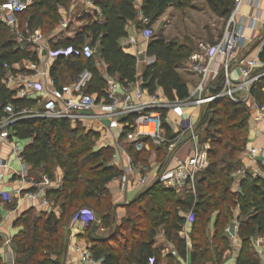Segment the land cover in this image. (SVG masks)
Returning <instances> with one entry per match:
<instances>
[{
	"label": "trees",
	"instance_id": "obj_1",
	"mask_svg": "<svg viewBox=\"0 0 264 264\" xmlns=\"http://www.w3.org/2000/svg\"><path fill=\"white\" fill-rule=\"evenodd\" d=\"M92 1L101 8L104 21L84 17L86 25L74 39H63L52 45L55 50L70 48L73 53L60 55L50 70V76L55 87L62 89L65 70L70 72V78L88 71L91 80L84 92L96 94L101 99L106 95L107 81L97 67L96 55L86 59L81 52L82 46L92 39L93 48H99L98 57L108 66V76H117L123 85L136 83L138 59L125 53L119 42L128 36L126 28L130 23H136L138 30L143 25L135 7L137 0ZM201 1L213 15L226 23L235 6L234 0H143L141 14L153 27L169 8L185 11ZM5 2L0 0V5ZM71 6V0H32L20 21L31 33L41 30L49 35L64 22L61 11L69 13ZM196 45L189 37L168 41L164 36L155 35L147 49V56L155 58V62L145 69L144 88L150 94H156L161 88L170 101L186 100L190 95L189 87L177 69L190 58ZM259 58L264 63V47ZM25 61L39 63L37 55L29 48L20 47L11 30L0 24L1 106L11 103L17 110H22L37 105L33 100L14 99V94L4 83L5 66L13 67ZM252 96L259 106H264V79L255 84ZM204 108L199 128L203 127L205 132L202 143L209 145V165L198 175L196 194L180 197L156 181L124 206L127 214L120 223L116 220V205L108 184L119 178L121 172L112 165L114 151L111 148L94 146L98 133L87 131L82 125L74 128L69 119L17 122L14 125L16 136L20 140H31L23 151L24 161L34 170H42L43 176L50 181H55L57 168L63 171L64 177L59 189L47 192L48 198L59 205V217L55 213H40L35 217L34 209H30L17 219L15 225L21 226L22 230L12 240L14 264H63L69 240L66 227L83 207L93 209L99 216L101 227L110 231L107 237H103L105 240L89 241L93 245L90 249L92 258L101 264H161L165 248L157 245L160 232L166 242L173 245L180 260L189 261V264H212L214 255L228 241L225 235L229 221L224 210L226 206L240 208L244 219L239 223L238 238L243 245L249 247L258 236L264 238V179L248 177L242 181L240 193L232 191L233 175L243 167L242 157L248 143L245 132L249 108L229 99L213 102ZM163 115L166 117L167 111ZM164 129L170 142L178 137L168 125L165 124ZM149 142L142 141L141 151L136 149L135 143L128 145V152L136 165L146 164L144 145ZM170 142L163 150L168 151ZM166 154L167 160L169 155ZM189 212L194 214L191 249L187 239L181 236L187 223L182 213ZM216 212L214 233L210 237V217ZM93 225L97 224L87 227V236ZM2 241L0 237V244ZM169 259L175 261L172 254ZM237 264L259 262L250 250L245 249Z\"/></svg>",
	"mask_w": 264,
	"mask_h": 264
},
{
	"label": "built area",
	"instance_id": "obj_2",
	"mask_svg": "<svg viewBox=\"0 0 264 264\" xmlns=\"http://www.w3.org/2000/svg\"><path fill=\"white\" fill-rule=\"evenodd\" d=\"M71 1L73 6L84 3L85 11L91 12L97 21L103 18L101 8L97 7L92 0ZM263 1L234 0V10L226 23L222 36L216 42L200 41L197 43L195 51L187 60V65L189 71L197 76L198 81L190 90V95L186 100H162L157 93L150 94L148 89L144 88V83L123 85L117 80H112L105 90L106 95L98 101L95 95H89L83 91L85 78L72 85L64 86L62 89L55 87L49 76L50 65L60 55L70 54L72 49L51 50L41 32L31 33L26 24H21L20 17L32 0H6L3 5H0V24L11 30L20 47L29 48L37 55L39 63H30L27 70L38 73L42 81H35L17 64L13 67L5 66L4 83L14 94V99L42 102V107L37 110L33 108L17 110L11 103L5 106L0 105V146L9 147L11 153L16 156L22 167L16 173V177L24 185L12 192L0 189V208L1 205L12 203L15 197H24L29 201L40 200L42 206H46L49 203L47 192L53 189L52 182L46 176H43L41 180L30 178L29 165L22 156L25 148L19 147V142L22 140L16 136L14 129L17 122L25 119H69L74 128L82 125L87 131L92 132H96L92 130L94 127L88 130L86 126L93 122L107 121L108 125H102V132L99 135V149L111 148L114 151L112 165L121 172L118 180L122 192L131 184L145 188L149 176V172L138 169L131 155L122 147V143L127 145L135 143L136 149L141 151L142 141L152 140L158 146L165 148L170 141L166 137L164 125H168L172 130L176 126L175 133L178 137L170 142L168 152L177 149L179 139L187 134L194 142L193 153L185 161H178L175 166L168 163L162 172L156 173L154 182L159 181L166 189L174 191L180 197L195 195L198 175L209 165V145L206 144L203 149L199 147L197 143L198 126L191 119H186L173 126L170 118L167 115L164 117L163 113L172 111L183 115L185 108L201 109L213 102L229 99L235 104H246L250 109L253 107L257 113V122L264 125V106H259L252 96L255 84L260 79H264V63L259 58L264 47V20L260 8ZM245 4L253 9V13L249 16H242L240 13ZM140 20L143 25L140 34L145 40L150 41L155 36L153 28L150 27V20L142 14ZM69 23V21H64L60 27L66 30ZM245 30L259 32L252 42L253 47L248 50L244 49L247 41ZM135 42L136 39L132 38L131 43ZM244 50L246 52L241 54ZM81 52L86 59L96 55L91 43L82 46ZM250 52L252 53L249 56ZM41 64L44 69L40 72ZM219 77H222L221 83L215 86V92H212ZM43 92H47V96L42 101ZM116 129H118L117 135L114 132ZM247 155L259 166L257 168L244 167L233 175L232 191L234 194L241 192V183L248 177L264 179V146L247 149ZM6 167V162L0 159V181L3 176L1 172ZM135 175L138 176L134 178ZM74 222H81L88 227L96 223L97 219L92 211L80 210L75 215ZM225 233L229 238H238V225L234 229L228 226ZM4 239L5 245L11 249L13 237ZM76 247V253L81 262L96 264L87 248V242H81ZM172 255L177 254L173 251Z\"/></svg>",
	"mask_w": 264,
	"mask_h": 264
},
{
	"label": "crops",
	"instance_id": "obj_3",
	"mask_svg": "<svg viewBox=\"0 0 264 264\" xmlns=\"http://www.w3.org/2000/svg\"><path fill=\"white\" fill-rule=\"evenodd\" d=\"M201 2H203V1H201ZM142 4H143V0H137L136 4H135V7H136L137 11L139 12V19L141 18ZM203 4H205V3L203 2ZM260 6H261L260 8L262 9V12H263L262 13V19L264 20V1L260 4ZM85 9H86L85 4L79 3L78 5H74V6L72 5L69 13H66L64 10L61 11L63 18H64V21H67L66 20V18L68 17L67 15L72 14L71 15L72 20L69 21L70 22L69 23L70 28L64 30L59 26L57 30L53 31L49 35L44 36L45 41L49 43L51 50H55L52 48V45H56L59 41H61L63 39H74L75 36L78 34V32L86 25V21L83 20L84 17H89V18L93 19L94 21H97L92 16L91 12H86ZM207 10L208 11H204V13L208 12L210 14V16H212V18L210 17V19L219 20L221 22H224V20L219 19L215 15H213L208 8H207ZM179 13L182 14L183 18L180 17L181 19L178 23L179 26H177L178 29H176V28L174 29L177 31V34L174 37H169V34L171 33L170 31L172 29V24L174 22H176V20L178 19ZM196 13H198V11L196 10V5H194V7L192 9H187L185 11H179V10H175L174 8H169L166 11V13L160 18V20L152 27L154 31L160 30V32L157 35L156 34L155 35L156 36H164L168 41H172L174 39L183 40V39L189 37L194 41L195 44H197L196 42H200V40H201L200 39L201 35L200 34H193V33H195L194 31L198 28H202L201 30H203L206 27L204 25L201 26L200 23L198 24V22L195 21L193 14L196 15ZM240 13L242 16H249L250 14L253 13V9L251 8L250 5L245 4L242 7ZM184 15H187V17L185 16V19H184ZM98 21L103 22L104 20L102 18ZM244 23H245V21H244ZM162 25H164V27ZM180 26H181V28H180ZM126 30H127L128 36L126 38L121 39L119 42L121 47L125 51V53L132 55V56L136 57L137 59L140 55H145V60L143 62L138 60V63H137V78H136L137 83L143 84L144 83L143 75H144L145 69L149 65H152L155 62V58H151V57L147 56V49H148V45H149L150 41L145 40L141 36L140 30L137 29L136 23H130L127 26ZM37 31H39L43 34V32L41 30H37ZM258 34H259L258 31L245 30V36L247 38L245 48L252 44V42L255 40V38L258 36ZM221 36H222V34L218 35V36L215 34V36H214L215 38H214L213 36H210L208 33V37L211 38L210 40H212V42H216ZM132 38L136 39V42L134 44L131 43ZM91 42H92V39H89L87 43H91ZM59 49H65V48H59ZM94 49L96 52L97 67H98L99 71L104 75V77L107 81V85L112 80L118 81L117 76H114V77L108 76V74H107L108 66H107L105 61H103L102 59H100L98 57V54H97L99 48L94 47ZM71 53H73V52H71ZM251 53L252 52H250V54H248V53L247 54L250 56ZM30 63H32V62L25 61V62L18 64V67L20 69H22L23 72H25L28 75H30L31 77H33V79L35 81H42V78L40 76H38L39 75L38 73L27 70ZM54 63L52 65H50V70L53 67ZM43 69H44V67L41 64L39 66V71L41 72ZM177 73L187 83V85L189 87V91L194 87V85L198 81L197 76L193 75L189 71L187 61L181 67H179L177 69ZM49 76H50V72H49ZM50 78H51V76H50ZM82 78H85V80H86V83H85V88H86V85L91 80V74L88 71H84L77 76L76 75L71 76V78H70V72L65 70L64 71V80L62 82V85L63 86L72 85ZM84 89H83V91H84ZM156 93L162 100H169L165 97L163 90L161 88H158ZM94 95L97 97L98 101H100L102 99V98L99 99L96 94H94ZM46 96H47V92H43L42 96H41L42 101L46 98ZM41 107H42V102L37 103V105L33 109L37 110ZM251 109H252L253 113L255 114V116H257V113L254 110V108L252 107ZM200 110L201 109H195V108L190 107V108L184 109L183 115H178L176 113H173L172 111H169V112H167V116L170 118L171 123H173V126L178 125L181 121H184L186 119H191L193 121V123L198 126V125H200L199 121L201 118ZM102 125H105V126L108 125L107 121H105L104 123L93 122L86 127L88 130L90 127H92V128L94 127L92 130H95L97 133L101 134L102 128H103ZM175 127L176 126H174V128H173L174 133L177 131V129ZM256 127L255 128L253 127V130L250 131V134L248 137V145H247L249 148L257 147V146H261V147L264 146V125L258 123L256 125ZM114 132H115V135H117L118 129L114 130ZM181 138L179 140L177 149L173 153L167 151L168 155L170 153H171V155L167 157L165 164H167L168 160H169L170 165L175 166L178 164V161H185L189 156L192 155L193 150H194V142L191 141L188 137L183 138V136H182ZM185 138H187V139H185ZM21 142L24 144L23 147L25 148L26 146H28L31 143V140H22ZM153 143H155V142H153ZM144 147L146 149V152L147 151L150 152L149 153V155H150L149 165L151 166V170H150V173L148 176L147 185L145 187V188H147L154 183L155 175H156V173H158V170H160V169H158L159 166L155 160L159 156V155H157L158 150H160L162 148L157 147L156 148L157 151L153 152L148 147V143L145 144ZM126 151L128 152V148ZM0 159L4 160L7 164V167L5 169H3V171L1 172L3 174V176H2L1 181H0V183H1L0 189L12 192V191H15V189H17V188L24 186L23 183L16 177V173L19 172L22 167H21L20 163L17 161L16 156L11 153L9 147L0 146ZM242 162H243L244 166H247L250 168L253 167L252 166V164H253L252 160L248 157V155L246 156V158L242 157ZM138 165H140V164H138ZM13 166H15V169ZM156 167H158V168L156 169ZM29 175H30V178L41 180L43 177V172H42V170H38V171L34 170L33 167L29 165ZM138 175H135L134 178L137 177ZM63 177H64L63 171L60 168H57L55 181H51L53 184V189H51V190L59 189L62 186ZM27 187H29V186L27 185ZM145 188L133 186L131 184L128 186V188L124 192H122L120 189V183H119L118 178L113 180L111 183L108 184V189L110 191V194L112 195V200H113L114 204L116 205L115 213H116V220L118 223H120V221H122L126 217L127 211H126V208L124 206L128 205L131 201H133ZM47 199H48L49 203L46 206L45 205L42 206L40 200L29 201V200L25 199L24 197H15V199L13 200L12 203L1 205V208H0V213H1L0 237L4 240V243H5L4 238H6V237H13L14 238L22 230V227L15 225V223L22 213H24L30 209H34L35 217L36 216L38 217L40 213H47V214L55 213L56 216H58V217L60 216L61 210L59 208V205H56L53 202V200L48 198V196H47ZM80 210H90L93 212L94 217H96L95 211L91 208L83 207V208L79 209V211ZM182 215L186 219L189 217L188 213H182ZM74 217L69 221L68 226L66 227V229H68V231H69V240H68V245H67L63 264H88V263L80 261L79 257L77 256V253H76V248H77L76 246L81 242H87V248L89 249V252H90V249L93 247V245L89 242V240L87 238V226L85 224H82L81 222H74ZM96 219H97V217H96ZM187 224H188V221L185 224V226ZM97 225H98V228L95 231V237H97V238L107 237L110 231L103 229L101 227L100 222ZM185 233L186 232H184V229H183V232L181 233V236L183 238H186L185 235L184 236L182 235ZM187 241H188L189 249H191V243H189L188 239H187ZM157 243H158L157 244L158 246L165 248V250L162 251L163 260H162L161 264H189V261H182L178 258L177 255L176 256L173 255L175 257V261L170 262L169 256L175 250H174V247L172 244L166 242V239H165L163 232H160L157 235ZM0 258L2 260V264H14L15 253L13 252L12 248L10 249L5 245L3 248H0ZM96 264H101V263L96 261Z\"/></svg>",
	"mask_w": 264,
	"mask_h": 264
},
{
	"label": "rangeland",
	"instance_id": "obj_4",
	"mask_svg": "<svg viewBox=\"0 0 264 264\" xmlns=\"http://www.w3.org/2000/svg\"><path fill=\"white\" fill-rule=\"evenodd\" d=\"M196 5V10L198 11V13L193 14L194 15V19L195 21L198 22V24L200 23L201 26L204 25L206 28H204L203 30H201L202 28H198L196 29L193 33V34H200L201 37H200V41H208V42H212V40H210L211 38L208 37V33L210 36H215V34L218 36V35H221L223 34V32L225 31V28H226V22H221L219 20H214V19H210V17L212 18V16H210V14L207 12V13H204V11H208L207 8H206V5L203 4V2H198ZM174 13V12H173ZM72 15V14H71ZM71 15H67L68 17L66 18L67 21H71ZM185 16L187 17V15H184V19H185ZM180 17H182V14H178V19L176 20V22H174L172 24V29H171V33L169 34V37H174L176 34H177V31L174 30L175 28L178 29L177 26H179V21H180ZM183 18V17H182ZM183 19V20H184ZM22 23V21H21ZM24 23V22H23ZM61 26V25H60ZM164 27V25H162ZM203 26V27H204ZM181 28V26H180ZM179 28V29H180ZM58 29V28H57ZM56 29V30H57ZM156 32V33H155ZM160 32V30H155L154 33L157 35L158 33ZM44 36L48 35L47 33H43ZM203 35V36H202ZM215 38V37H214ZM198 40V39H197ZM198 43V42H196ZM253 43L249 46H247L245 48V50H248L250 48H252L253 46ZM245 50L242 52L244 53ZM241 53V54H242ZM254 99V98H253ZM255 102L257 103V100L254 99ZM203 111H205V108H201L200 110V113L202 115ZM249 113H250V116H249V121H248V127H247V130L245 132V135L248 139L249 137V134H250V131L253 130V127L255 128L256 125L258 124L257 122V118L255 116V114L253 113L252 109H250L249 107ZM200 122V121H199ZM201 127V126H199ZM257 128V127H256ZM200 129V128H199ZM99 134V133H98ZM100 135V134H99ZM197 143L199 145V147L201 149H203V147L206 145V144H203L202 142L204 141V137H205V132L203 131V127L200 129V131L198 132L197 131ZM184 137H188L189 138V135H184ZM182 139V138H181ZM187 139V138H185ZM180 140V139H179ZM248 141V140H247ZM99 144H100V138H96L95 139V147L99 148ZM23 143L22 142H19V147H23ZM248 145V143H247ZM128 145L125 144V143H122V147L125 148L127 150V147ZM148 147L150 148L151 151L153 152H156V148L157 147H160L158 146L156 143H153L152 140H150V142L148 143ZM163 149V147H161ZM160 149V151L162 153L158 154L157 152V155L158 158L155 160L156 163L158 164L159 168L156 167V169H160L158 170V172H162V170L167 167L168 163H169V160H168V163L165 164V161H166V156H167V151L165 150H162ZM247 149H249L248 146H246V151L245 153L243 154V158H246V152H247ZM176 150V149H175ZM174 150V151H175ZM173 151V152H174ZM172 152V153H173ZM129 153V152H128ZM150 152H146V164H140L138 165V169H144L145 171L149 172L150 173V170H151V166L149 165V160H150V155H149ZM130 154V153H129ZM171 155V153L169 154V156ZM246 155V156H245ZM252 166L254 168H257V166H259L256 161H253L252 160ZM165 164V165H164ZM251 166V165H250ZM14 169H15V166H13ZM246 168L247 166H244L242 168ZM241 168V169H242ZM234 186V185H233ZM225 212L228 214L229 216V221H228V225L226 226L225 228V232H226V229L228 226H232L233 229L236 225H238L239 227V223L241 222V220H243L244 218L241 216V211H240V208L237 207V206H226L224 208ZM96 214V217H97V222L96 224H98L100 221H99V216L97 215V213L95 212ZM100 214V212H99ZM217 212L214 213L210 218V222H209V236H213V233H214V223L216 221V216H217ZM188 218H187V221H188V224L184 227V232H186L185 234H182L183 236L185 235V237L189 240V243H191V235H192V228H193V219H194V214L192 212H189L188 213ZM226 235V233H225ZM228 241H227V244L224 248H221L218 250L217 254L214 255V262L212 264H237V261L238 259L240 258V256H242V251L245 250V249H248L250 250V254L252 256H254L259 264H264V238L262 236H258L257 239H253L251 241V244L249 247H246V245H243L241 240L238 239V238H229L227 235H226ZM5 246V243H4V240L2 241V244H0V248H3ZM224 249V250H223Z\"/></svg>",
	"mask_w": 264,
	"mask_h": 264
},
{
	"label": "water",
	"instance_id": "obj_5",
	"mask_svg": "<svg viewBox=\"0 0 264 264\" xmlns=\"http://www.w3.org/2000/svg\"><path fill=\"white\" fill-rule=\"evenodd\" d=\"M138 60L141 61V62H143L145 60V55H140L138 57ZM221 80H222V77H219L217 79L216 83L214 84V86H213V88L211 90L212 92H215L214 87L215 86H218L221 83ZM199 126L200 125H198V128H199ZM96 230H97V225H93L92 228H91V230L88 232V236H87L88 237V240L91 241V242H97L99 240H105V238H97V237H95L94 234H95V231Z\"/></svg>",
	"mask_w": 264,
	"mask_h": 264
}]
</instances>
